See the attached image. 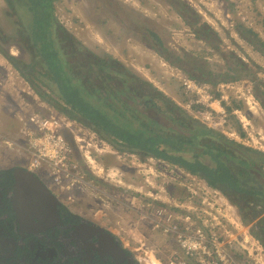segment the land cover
Instances as JSON below:
<instances>
[{
    "label": "rangeland",
    "instance_id": "374dc122",
    "mask_svg": "<svg viewBox=\"0 0 264 264\" xmlns=\"http://www.w3.org/2000/svg\"><path fill=\"white\" fill-rule=\"evenodd\" d=\"M175 1L55 0L53 12L57 23L94 54L117 60L202 124L216 126L212 129L264 152V110L253 82L247 79L248 74H254L264 87V46L250 45L241 36L257 34V40L264 43V0H181L191 12L177 9L189 21H193L194 13L198 18L194 26L184 22L173 6ZM18 22L0 0V48L30 64V54L14 38ZM150 33L159 38L160 46ZM237 61L250 69L228 71L227 66ZM34 62L35 70H42L40 62ZM187 71L196 76L212 73L219 78L240 77L212 86L196 83ZM185 81L194 82L198 90L188 91ZM30 87L0 52V168L26 166V159L17 150L26 142L20 119L30 113L60 115ZM232 100L243 103L242 110L231 107L242 124V138L236 126L227 123L221 106V102L231 105ZM205 113L212 114L209 125L203 119ZM73 128L83 139L76 155L88 182L66 206L108 228L140 264H199L179 249L178 235L180 239L193 236L192 229L185 231L179 219L170 221L166 227L176 226V236L150 223L149 217L156 211L170 209L179 218L188 214L189 222L217 238L225 248V258L217 264H264V247L252 224L243 222L237 208L219 192L195 176L193 181L167 162L119 153L79 124ZM109 172L115 177H106ZM148 194L164 204H152ZM212 260L216 261L214 257Z\"/></svg>",
    "mask_w": 264,
    "mask_h": 264
},
{
    "label": "trees",
    "instance_id": "16d2710c",
    "mask_svg": "<svg viewBox=\"0 0 264 264\" xmlns=\"http://www.w3.org/2000/svg\"><path fill=\"white\" fill-rule=\"evenodd\" d=\"M3 1L19 21L14 38L30 54L31 62L26 64L2 48L0 52L43 103L88 129L119 153L152 157L197 177L237 208L241 220L252 224L254 235L264 247L263 151L202 124L117 60L94 54L57 23L53 12L55 0ZM175 3L172 5L177 11L191 12L181 0ZM183 20L188 26L198 23L194 13L193 21L185 17ZM249 33H243L242 39L256 47L264 46L257 40V34ZM150 35L160 46L159 38ZM248 36L251 38L247 40ZM34 61L40 62L42 70H35ZM239 68L243 72L250 69L241 61L227 66L230 72ZM187 73L196 83L212 86L240 77ZM247 79L253 82V90L264 110L261 79L254 74H248ZM221 106L227 123L236 126L238 136L244 137L242 124L231 108L242 110L243 103L232 100L231 105L221 102ZM194 108L206 109L202 105Z\"/></svg>",
    "mask_w": 264,
    "mask_h": 264
},
{
    "label": "flooded vegetation",
    "instance_id": "af4514ba",
    "mask_svg": "<svg viewBox=\"0 0 264 264\" xmlns=\"http://www.w3.org/2000/svg\"><path fill=\"white\" fill-rule=\"evenodd\" d=\"M17 168L26 169L0 168V264H140L108 228L71 212L47 182L40 180L57 204L23 203Z\"/></svg>",
    "mask_w": 264,
    "mask_h": 264
},
{
    "label": "built area",
    "instance_id": "2783aa9c",
    "mask_svg": "<svg viewBox=\"0 0 264 264\" xmlns=\"http://www.w3.org/2000/svg\"><path fill=\"white\" fill-rule=\"evenodd\" d=\"M184 85L188 91L198 90L197 85L192 81H185ZM202 116L206 121L205 124L209 125L212 114L205 113ZM224 117L223 120L221 119L222 122H224ZM20 120L26 142L25 145H19L17 150L20 157L23 156L22 158L26 159V166L24 165V167L40 180L47 182L64 201L72 203L75 192L86 187L88 182V180L85 181V173L79 162V155H76L77 149L80 150L81 148L83 139L75 133L73 128L75 122L56 113H49L48 115L30 113ZM211 127L216 128V126ZM102 171L99 170L100 173ZM111 176L115 177V173L109 172L106 174V177ZM187 176L192 178L193 181L195 180L193 176L189 174ZM148 195L151 197V201L154 202H151L152 204L162 203L160 198L152 197L151 194ZM176 206L178 205L175 204L174 207ZM149 218L151 219L150 223L154 224L156 228L161 227L165 233L170 232L176 236L179 234L176 226L166 227V225L170 221H178L179 219L181 223L183 222L182 224H185V231L189 229L194 231L193 236L185 239L182 237L180 239L178 235L179 249L182 253L187 255L188 258L196 259L199 264L223 262L225 248H222V244L217 241L214 235L203 233L198 226H194L189 222L190 216L188 214L184 218H179L173 212L159 210L156 211L153 217ZM212 257L216 261H213Z\"/></svg>",
    "mask_w": 264,
    "mask_h": 264
},
{
    "label": "water",
    "instance_id": "95a60500",
    "mask_svg": "<svg viewBox=\"0 0 264 264\" xmlns=\"http://www.w3.org/2000/svg\"><path fill=\"white\" fill-rule=\"evenodd\" d=\"M15 188L20 194L21 201L27 204L30 200L38 205L46 202L45 198H50L57 204L56 197L50 193L38 177L24 168H17L14 174ZM53 203L51 206L54 211Z\"/></svg>",
    "mask_w": 264,
    "mask_h": 264
},
{
    "label": "clouds",
    "instance_id": "9594fccd",
    "mask_svg": "<svg viewBox=\"0 0 264 264\" xmlns=\"http://www.w3.org/2000/svg\"><path fill=\"white\" fill-rule=\"evenodd\" d=\"M80 216V215H79Z\"/></svg>",
    "mask_w": 264,
    "mask_h": 264
}]
</instances>
